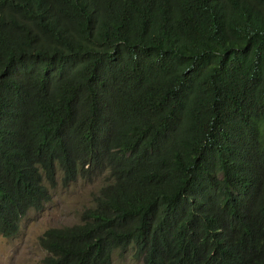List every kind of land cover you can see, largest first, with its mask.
Masks as SVG:
<instances>
[{"label":"trees","instance_id":"obj_1","mask_svg":"<svg viewBox=\"0 0 264 264\" xmlns=\"http://www.w3.org/2000/svg\"><path fill=\"white\" fill-rule=\"evenodd\" d=\"M102 175L42 264H264V0H0V236Z\"/></svg>","mask_w":264,"mask_h":264},{"label":"rangeland","instance_id":"obj_2","mask_svg":"<svg viewBox=\"0 0 264 264\" xmlns=\"http://www.w3.org/2000/svg\"><path fill=\"white\" fill-rule=\"evenodd\" d=\"M103 178L104 175L90 182L78 179L67 186L58 183L52 188L49 202L40 211H30L15 236H0V264H42L46 252L39 244V236L49 227L79 222L80 213L91 205L92 195L104 183ZM112 264L144 262L135 253L134 246H129L113 251Z\"/></svg>","mask_w":264,"mask_h":264},{"label":"clouds","instance_id":"obj_3","mask_svg":"<svg viewBox=\"0 0 264 264\" xmlns=\"http://www.w3.org/2000/svg\"><path fill=\"white\" fill-rule=\"evenodd\" d=\"M32 211V210H31ZM35 211V210H34ZM30 212V211H29Z\"/></svg>","mask_w":264,"mask_h":264}]
</instances>
